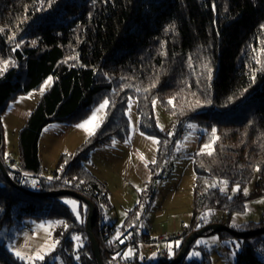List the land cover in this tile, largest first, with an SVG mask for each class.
<instances>
[{
  "label": "trees",
  "instance_id": "16d2710c",
  "mask_svg": "<svg viewBox=\"0 0 264 264\" xmlns=\"http://www.w3.org/2000/svg\"><path fill=\"white\" fill-rule=\"evenodd\" d=\"M262 26L264 0H0V69L8 62L0 71V159L11 179L27 191L13 187L0 169V264H27L10 254L6 244L22 233L29 218L57 224L55 252L36 264H51L56 257L63 264H99L87 232L89 206L75 198L77 219L63 201L69 196L32 193L72 190L90 200L96 208L93 234L104 264H170L192 234L216 223L229 227L235 215L245 213L248 201L264 196ZM50 77L51 88L18 135L17 162L24 173H43L40 139L46 127L77 124L105 99L109 105L99 129L74 154L61 157L53 181L43 180L37 187L8 164L1 119L14 100L40 89ZM131 99L137 101L140 132L158 142L156 162L150 166L153 185L162 180L163 165L175 159L187 124L201 127L192 155L193 220L179 247L160 263L126 242L141 228L142 203L127 213L121 227L107 222L105 209L113 206L106 186L85 165L95 149L129 139ZM156 101L176 120L172 136L158 127ZM205 144L211 145V155L201 151ZM256 178V193L245 195ZM237 185L239 192L232 195ZM219 212L226 214L223 221ZM262 229L264 217L234 231ZM216 234L222 241H245L238 264H264V233ZM196 241L181 264H200L188 260L191 250H205ZM128 249L137 252L134 258L124 257ZM203 261L211 264L207 256Z\"/></svg>",
  "mask_w": 264,
  "mask_h": 264
},
{
  "label": "rangeland",
  "instance_id": "374dc122",
  "mask_svg": "<svg viewBox=\"0 0 264 264\" xmlns=\"http://www.w3.org/2000/svg\"><path fill=\"white\" fill-rule=\"evenodd\" d=\"M50 78L51 80L47 85L44 83L40 89L19 96L10 104L8 110L2 116L7 155H10L16 161L18 159L19 132L25 127L27 119L40 103L45 92L51 88L53 78ZM106 109L98 114L96 121L88 125L90 129H94V133L104 122ZM92 113L87 119L92 116ZM127 115L130 123L129 140L125 144L115 141L112 147L95 149V152L91 153L89 160L85 163L86 167L100 169L102 167L101 162H109L112 164L110 169L114 170L115 162L122 161L118 163V168L112 175L109 173L106 174L107 176H101L108 183L109 198L113 206V210L105 209V220L116 223L118 227H121L127 213L142 203V211L145 212L143 221L140 223L142 228L149 230L150 227H154V234L152 235L155 237L166 233H183L191 226L193 220L196 175L192 155L198 147L201 127L195 122L187 124L184 132L185 137L176 144V157L171 162L174 167L171 177L162 179L159 183L153 185L150 166L156 162L158 142H154L157 141L155 138L147 137L140 132L136 99H131ZM101 117H103L102 122ZM155 117L159 129L172 136L175 132L176 120L174 116L165 111L160 101L155 102ZM84 121L74 125L55 123L44 129L40 139L42 167H48L51 171L56 170L64 154L72 155L86 143L91 135L76 127ZM97 124H99V127H96ZM133 146L136 150L138 148L139 151L132 150ZM104 152L107 154L102 155ZM153 161L155 162L153 163ZM258 182L259 179L256 178L245 188L247 189V196H253L256 193ZM238 192L239 190L231 191L232 195ZM145 193H148L146 199H144ZM65 200H73L78 203L72 197L64 198L63 201ZM263 217L264 196L253 197L246 203L245 213L237 214L232 218L229 228L234 230L245 223H259L263 220ZM225 218L226 214L219 212L218 220L223 221ZM40 225H44V227L42 228ZM56 226L57 224L52 220L26 219L22 223L24 228L22 233L16 234L14 240L7 242L6 248L18 260L27 264H36L41 260L34 258L30 260L28 257H35L37 253H40L45 259L55 252L58 245L54 239ZM197 241H200V243L198 244ZM197 241L195 246L205 250H191L188 260L200 264H204L205 256L209 258L211 264H238V254L245 244L244 240L237 238L222 241L217 234L204 235L198 238ZM175 242L165 243L160 249L169 252L166 245L171 244L172 253L174 248L177 247ZM236 243H239V249L235 247ZM129 250L131 249H128L126 253ZM17 251L25 258H18L15 255ZM193 252H199L200 255H190ZM144 254L148 260L164 261V257L160 252L150 253L144 251ZM130 255H124V257L127 258ZM51 264H63V262L61 258L56 257L51 261Z\"/></svg>",
  "mask_w": 264,
  "mask_h": 264
},
{
  "label": "water",
  "instance_id": "95a60500",
  "mask_svg": "<svg viewBox=\"0 0 264 264\" xmlns=\"http://www.w3.org/2000/svg\"><path fill=\"white\" fill-rule=\"evenodd\" d=\"M0 169L3 172L4 176L6 177V179L9 181L10 184H12L13 187H15L18 190L27 192L25 189L20 187L18 184H16L11 179V177H10L8 171H7V168H6L4 162L1 159H0ZM32 194H34L35 196L47 197V198L48 197L69 196V197L77 198V199L85 202L90 208L89 216H88V220H87V232H88L89 238L91 239V242H92V245H93V249H94V253H95L96 259L98 260V263L99 264H104V262L102 260L101 253H100L99 245H98V243H97V241H96V239H95V237L93 235V224H94V221H95V218H96V208H95V206L93 205V203L90 200H88L87 198H85L81 194H78L77 192H74L72 190H60V191H54V192H50V193H46V194H36V193H32ZM221 231H227V232H229L231 234H234L236 236H239V237H250V236H254V235L260 234V233H264V229L257 230V231H252V232H248V233H239V232H236V231L230 229L226 225H223V224H220V223L212 224V225L207 226V227L195 232L194 234H192L187 239V241L185 242V244H184L182 250L180 251L179 255L177 256V258L173 262H171L170 264H181L184 261L187 253L189 252L192 244L196 240H198V238L206 235L208 232L210 234H216V233L221 232Z\"/></svg>",
  "mask_w": 264,
  "mask_h": 264
},
{
  "label": "built area",
  "instance_id": "2783aa9c",
  "mask_svg": "<svg viewBox=\"0 0 264 264\" xmlns=\"http://www.w3.org/2000/svg\"><path fill=\"white\" fill-rule=\"evenodd\" d=\"M184 135V131L180 133L179 138H182ZM8 164L12 166V168L16 171L17 175L22 178L25 182H35V186H39L43 180H49V177H52L51 181H53L56 177L57 170L51 171L48 167H43V173L41 175H33L30 173L22 172L18 167V162L12 157H8ZM63 170V168H62ZM61 171V170H59ZM171 174V166L169 163H165L163 165L162 171V179L170 178ZM73 181V180H70ZM153 192V191H152ZM148 193L144 194V199H146ZM183 233H174V234H162L160 236L153 235H145L141 230L138 231L137 235H129L127 237V244L131 248L139 247L141 249L146 248L150 252H160L163 257H167V251L161 250L160 248L165 243H171L175 241H180L183 238Z\"/></svg>",
  "mask_w": 264,
  "mask_h": 264
},
{
  "label": "snow or ice",
  "instance_id": "6c2138e0",
  "mask_svg": "<svg viewBox=\"0 0 264 264\" xmlns=\"http://www.w3.org/2000/svg\"><path fill=\"white\" fill-rule=\"evenodd\" d=\"M262 27H264V26H262ZM2 30H3V29H0V31H2ZM11 38H14V37H11ZM11 38H10V39H11ZM33 43H35V41H33ZM16 47H19V45L17 44ZM7 64H8V62L5 61V62H4V68H3V69H0V71L6 70V68H7ZM50 80H51V78H49L48 81H45V85H47V84L49 83ZM253 80H254V77H253ZM41 91H43V89H41ZM169 103H172V101H169ZM108 105H109V101H108L107 99H105V100L103 101V103H101V104L98 106V108H96V109L94 110V112L92 113V116H91L89 119L85 120V121H84L83 123H81V124L76 125V127L85 130L86 132H88L89 135H93V134H94V129H90V128L88 127V125H89L90 123H92L93 121H96V120H97V117H98V114L101 113V112H104V110L107 108ZM102 119H103V117H101V122H102ZM96 127H99V124H97ZM214 134H215V129H213V135H214ZM154 142H157V141H154ZM113 143H115V141H113ZM210 148H211V145H210V144H205V145L203 146V148H202L201 151L203 152L204 150H209ZM207 154H208V155H211L212 152L209 150V151L207 152ZM154 162H155V161H153V163H154ZM257 170H259V169H257ZM48 179L51 180L52 177H49ZM223 183H226V182H223ZM33 186H35V182H33ZM214 186H215V185H213V187H214ZM223 190H224V189L222 188L221 191H223ZM238 190H239V185H237V186L233 189V191H238ZM244 194L247 195V189H244ZM64 203H65L66 205H69V206H70L71 210L76 214L77 219H79L78 207H80V206L78 205V203H77L76 201H73V200H65ZM65 226H66V225H65ZM40 227L43 228L44 225H40ZM73 239L78 241V240L80 239V237H79V236H75V237H73ZM121 242H122V241H121ZM175 243H176V246L179 247L180 242H179V241H176ZM197 243L199 244L200 241H197ZM166 247L169 249V253L171 254L172 245L169 244V245H166ZM235 247H236L237 249H239V247H240L239 243H236V244H235ZM130 254H131V250H129V252L126 253L125 255L127 256V255H130ZM15 255H16L18 258H20V259H24V258H25V257H24L19 251H17V252L15 253ZM190 255L199 256L200 253H199V252H193V253H191ZM233 255H235V253H233ZM33 258L36 259V260H43V259H44V256L41 255L40 253H37V254L35 255V257H28V259H30V260L33 259Z\"/></svg>",
  "mask_w": 264,
  "mask_h": 264
},
{
  "label": "crops",
  "instance_id": "0c3cea01",
  "mask_svg": "<svg viewBox=\"0 0 264 264\" xmlns=\"http://www.w3.org/2000/svg\"><path fill=\"white\" fill-rule=\"evenodd\" d=\"M185 137V134L183 135V137L182 138H179L178 139V141H180V140H182L183 138ZM129 140V139H128ZM127 140V141H128ZM126 141V142H127ZM126 142H121V143H126ZM115 144V143H114ZM114 144H112L111 146H106V147H112ZM106 147H104V148H106ZM97 149H99V148H97ZM102 149V148H101ZM132 150H134V151H136L137 152V150L139 151V149L137 148V150H136V148L133 146L132 147ZM95 152V151H94ZM104 154H107L106 152H104L102 155H104ZM9 157H10V155H8ZM119 162H122L121 160L120 161H117V162H115V166H114V170H111L110 169V166H112V164L111 163H109V162H101V168L99 169H96V167H92V168H89V167H86L93 175H95L105 186H106V189H107V192H108V195L110 196V193H109V191H108V183H106L105 181H104V178H102L101 176H107L106 174H113V172H116V169L118 168V163ZM171 166V174H170V177H171V175H172V171L174 170V167L172 166V164L170 165ZM152 175V174H151ZM110 188H111V186H110ZM155 195V194H154ZM111 201V200H110ZM116 226L118 227V225L116 224ZM140 230L144 233V234H147V235H152V234H154V232H153V230H154V227H150V229L149 230H145V228H140ZM179 232H183V231H179ZM144 251H148L146 248H144V249H141L140 250V252H143L144 253ZM148 252H150V251H148ZM168 252V251H167ZM150 253H152V252H150ZM136 254H137V252L135 251V250H132V254L130 255V258H134L135 256H136ZM155 261V263H160V261L159 260H154Z\"/></svg>",
  "mask_w": 264,
  "mask_h": 264
}]
</instances>
